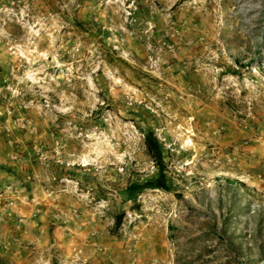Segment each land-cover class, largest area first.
<instances>
[{"label":"rangeland","instance_id":"rangeland-1","mask_svg":"<svg viewBox=\"0 0 264 264\" xmlns=\"http://www.w3.org/2000/svg\"><path fill=\"white\" fill-rule=\"evenodd\" d=\"M0 264H264V0H0Z\"/></svg>","mask_w":264,"mask_h":264},{"label":"trees","instance_id":"trees-1","mask_svg":"<svg viewBox=\"0 0 264 264\" xmlns=\"http://www.w3.org/2000/svg\"><path fill=\"white\" fill-rule=\"evenodd\" d=\"M145 150L148 155L150 154L152 156L153 161L155 162V164H157L158 167L162 166L160 150L156 140H149L145 142ZM145 186L152 188H164L163 176L158 174V176L153 181L148 182ZM134 188L136 189L138 187H134ZM120 219H121L120 215L116 216L115 218L116 226L119 224Z\"/></svg>","mask_w":264,"mask_h":264}]
</instances>
